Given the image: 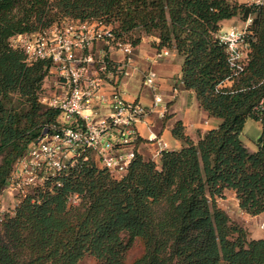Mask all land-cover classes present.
<instances>
[{"label": "trees", "instance_id": "1", "mask_svg": "<svg viewBox=\"0 0 264 264\" xmlns=\"http://www.w3.org/2000/svg\"><path fill=\"white\" fill-rule=\"evenodd\" d=\"M233 18L252 20L237 75L217 37ZM65 19L102 23L134 48L156 38L158 54L183 57V89L221 122L197 141L176 122L182 147L159 162L137 153L122 177L89 152L31 189L0 219V264H264V237L251 238L220 205L233 193L242 213L264 218V111L256 110L264 100V0H0V195L29 145L61 116L40 99L51 62L27 64L10 41ZM250 119L263 126L256 152L242 140ZM140 241L142 253L130 256Z\"/></svg>", "mask_w": 264, "mask_h": 264}, {"label": "built area", "instance_id": "2", "mask_svg": "<svg viewBox=\"0 0 264 264\" xmlns=\"http://www.w3.org/2000/svg\"><path fill=\"white\" fill-rule=\"evenodd\" d=\"M249 26L241 30L232 28L217 36L236 75L245 66ZM100 42L119 48L125 59L114 61L104 51L95 58L92 51ZM10 46L23 52L27 64L51 62L54 89L50 95L42 92L40 99L61 112L59 122L45 128L17 161L10 187L39 188L68 172L78 160L87 161L89 152L97 154L102 165L114 175H125L141 140L137 125L162 105L163 116L167 112L162 97L155 93L156 71L150 70L144 76V85L154 93L150 106L126 100L119 90L118 83L127 75L129 66L126 58L132 55L134 46L117 40L109 26L74 19H65L37 34H19L11 39ZM168 55V51H163L158 56ZM256 110L264 111V100ZM151 142L158 144L159 158L169 150L160 137L155 136ZM258 227L264 231V220L258 222Z\"/></svg>", "mask_w": 264, "mask_h": 264}, {"label": "crops", "instance_id": "3", "mask_svg": "<svg viewBox=\"0 0 264 264\" xmlns=\"http://www.w3.org/2000/svg\"><path fill=\"white\" fill-rule=\"evenodd\" d=\"M261 2L262 0H256V4ZM238 20L241 21L240 19ZM243 23L246 26L251 25V23ZM224 24L225 21L222 23V32L230 30L235 25L234 23H231L229 27L225 29ZM240 27H242V25ZM152 50L154 51V49ZM171 54L175 55L176 53L169 52V55L166 56L167 58L164 56L161 57V59H158L154 65V70L160 78V83L158 84V89L156 90L158 93H155L162 97L164 105L167 108V112L163 116L164 107L162 105L156 112L149 114L145 118V121L137 125V129L141 136V140L137 146V153L141 155L144 160H154L159 162L160 158L156 156L157 148L154 146V143L151 142L155 136L163 139L169 146H171V150H179L182 147V143L174 139L172 136V129L178 121L183 122L187 135L196 141L199 139V136H203L208 131L215 129L221 122L219 119L209 116L208 113L200 108L196 95L193 91H186L183 89L181 73L182 64L180 63L179 58H175V56H171ZM112 55L109 59L117 62H121L125 59V57H123L119 52H114ZM114 55H116V57H114ZM180 77L181 80L179 79ZM175 78L176 80L173 82ZM178 80H180V82ZM120 81L118 83V88L126 100H138L144 106H150L152 104V100L150 102L140 98H135L131 96L130 93L122 90L120 88ZM246 147L251 152H256L258 150L257 144L254 149H250L247 145ZM229 199H232L233 204L239 208L238 201L233 193H228L227 198L220 201V205L222 206V204L226 203ZM222 208L226 210V208ZM262 237H264V234L259 238Z\"/></svg>", "mask_w": 264, "mask_h": 264}, {"label": "rangeland", "instance_id": "4", "mask_svg": "<svg viewBox=\"0 0 264 264\" xmlns=\"http://www.w3.org/2000/svg\"><path fill=\"white\" fill-rule=\"evenodd\" d=\"M243 4H256V0H240ZM258 2V1H257ZM234 20V21H233ZM231 23H234V27L236 29H243L245 24L242 21H239L237 18H233L231 20L225 21L224 27L227 29ZM242 25V27H240ZM239 26V27H238ZM232 29V28H231ZM157 42L156 38H144L143 41L134 48V51L131 56L126 58V62L129 63L127 69V75L123 76L120 81V88L127 93H130L131 96L135 98H140L145 101H150L153 99V91L150 90L147 86L144 85V76L150 70H154L155 63L158 59H161L158 55L157 50L153 49V43ZM112 48V49H111ZM109 48L104 42H100L99 44L95 45L92 53L95 55V58H99L101 55V51L105 53L108 52V57L110 58L112 53L119 52L123 53L117 48L116 46H111ZM111 50V51H110ZM113 56V55H112ZM171 56H175V58H179L180 63H183V57L179 56L178 54H171ZM116 57V55H114ZM166 57V56H164ZM167 58V57H166ZM54 79L55 76H51L44 84L45 93L47 95L51 94V91L54 89ZM178 79V77H177ZM181 80V77L179 78ZM176 78L173 80V82ZM180 80H178L180 82ZM160 83V78L157 76L155 80V91L158 89V84ZM158 93V91H156ZM98 117H94L97 119ZM158 128V127H157ZM156 128V129H157ZM263 135V126L261 123L256 122L252 119L248 120L247 125L245 127L244 134L242 136L243 142L250 148L254 149L256 144H258L259 139ZM162 142L166 143L163 139ZM167 144V143H166ZM168 145V144H167ZM30 146V145H29ZM154 146L158 148V144L154 143ZM171 150V146L168 145ZM1 161V158H0ZM10 180L8 182V187L6 190L1 192L0 195V219H2L7 214H12L15 210L17 204H19L23 199L26 197L24 196L25 193L27 194L31 191V189L26 188H11L10 187ZM24 189V190H22ZM222 207L226 208L227 212L231 216L232 220L236 221L243 227H245L249 233L251 238H259L264 234V231L258 227V222L264 220V218H252L245 214H243L239 208L233 204L232 199H229L226 203L222 204ZM143 243L136 242L131 249L130 256L137 257L143 251ZM85 264H98V261L93 257H87L84 260Z\"/></svg>", "mask_w": 264, "mask_h": 264}]
</instances>
